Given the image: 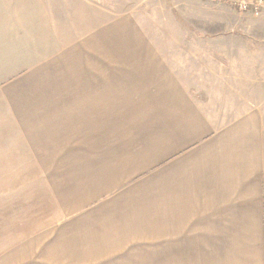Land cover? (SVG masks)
<instances>
[{
    "label": "crops",
    "instance_id": "1",
    "mask_svg": "<svg viewBox=\"0 0 264 264\" xmlns=\"http://www.w3.org/2000/svg\"><path fill=\"white\" fill-rule=\"evenodd\" d=\"M247 16L0 0V264H264V15Z\"/></svg>",
    "mask_w": 264,
    "mask_h": 264
},
{
    "label": "rangeland",
    "instance_id": "2",
    "mask_svg": "<svg viewBox=\"0 0 264 264\" xmlns=\"http://www.w3.org/2000/svg\"><path fill=\"white\" fill-rule=\"evenodd\" d=\"M147 1V0H145ZM217 2V1H216ZM169 2H167L168 4ZM220 3V2H219ZM230 5V4H229ZM141 8L144 7V5L140 6ZM171 7V4H170ZM233 9H235L238 13L240 12L243 15H248L247 20L245 21L247 24H252L256 21L257 17H260L261 15H264V8L262 9L263 11L259 12V14L251 13V12H242L239 11L236 7L232 5ZM147 13H150L149 10H146ZM171 13V12H170ZM163 14H165V10L163 11ZM172 14V13H171ZM148 18V15L146 16ZM7 199L5 197L0 198V209L3 207H6L5 202ZM120 258V257H119ZM118 259V258H117ZM114 259L110 264H163L164 263V254H153L150 252H145V253H133L127 255L122 261L125 263L121 262L119 259Z\"/></svg>",
    "mask_w": 264,
    "mask_h": 264
},
{
    "label": "built area",
    "instance_id": "3",
    "mask_svg": "<svg viewBox=\"0 0 264 264\" xmlns=\"http://www.w3.org/2000/svg\"><path fill=\"white\" fill-rule=\"evenodd\" d=\"M217 2L227 3L236 7L242 12H251L252 14H259L263 11L264 0H215Z\"/></svg>",
    "mask_w": 264,
    "mask_h": 264
}]
</instances>
